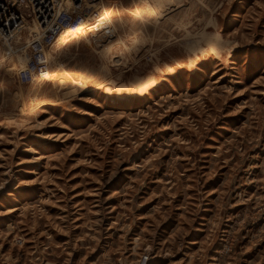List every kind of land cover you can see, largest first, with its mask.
<instances>
[{"label": "rangeland", "instance_id": "1", "mask_svg": "<svg viewBox=\"0 0 264 264\" xmlns=\"http://www.w3.org/2000/svg\"><path fill=\"white\" fill-rule=\"evenodd\" d=\"M21 1L0 12V264H264V0H65L117 24L27 83L53 0L36 24ZM61 70L109 89L37 81Z\"/></svg>", "mask_w": 264, "mask_h": 264}, {"label": "bare ground", "instance_id": "2", "mask_svg": "<svg viewBox=\"0 0 264 264\" xmlns=\"http://www.w3.org/2000/svg\"><path fill=\"white\" fill-rule=\"evenodd\" d=\"M110 10L112 9L107 8L104 10V12L96 14L95 16L91 15L89 18L81 19V21L75 24V26H73L74 24L69 25V27L65 29L56 38L49 53L52 54V52L54 51L57 52L61 51L62 49L68 47L72 43L75 44V42L90 41L96 36V34L103 33L104 31H107L112 27H114L117 24V20L114 16L116 11H110ZM10 12H12V10H10ZM123 12L125 16L131 17L135 21L140 22L142 24H151L153 22L162 19L165 16V10L162 8L151 9L148 12H146L143 10L141 5H137L133 9L132 8L125 9L123 10ZM121 46H123L124 49H131L137 47L135 42H130V41H122ZM37 81L40 84L46 82H52V81L66 83L69 86L83 92L101 91L102 93H106L109 89L108 83L99 82L81 73H73L67 70H61L56 73H43L38 76ZM41 106H53V104L50 102H44L41 103Z\"/></svg>", "mask_w": 264, "mask_h": 264}, {"label": "built area", "instance_id": "3", "mask_svg": "<svg viewBox=\"0 0 264 264\" xmlns=\"http://www.w3.org/2000/svg\"><path fill=\"white\" fill-rule=\"evenodd\" d=\"M28 2L31 12L33 14V23H39L37 19L35 20V12L33 9V1L34 0H25ZM85 1V0H84ZM78 2L73 3L75 6L74 9L68 10L65 8V0H53L52 6L53 10L51 11L50 16L41 19V23L38 24L37 31H31L33 36V40L29 43V59L25 64L24 70L19 71V77L23 83L32 82L33 75H36L40 70L45 69L47 66V52L51 48L56 37L63 31L69 27V25L79 23L83 18L81 12L83 11L85 5L79 6ZM22 5L21 0H0V12H6L10 14V10H12L11 14H14L20 19L18 20V24L21 20H25L24 14L20 12L18 7ZM25 7L27 3L24 4ZM18 9V10H17ZM4 14V13H3ZM22 26H19L18 31L22 29ZM74 28V27H72ZM149 261L148 254H144L139 258L140 264H147Z\"/></svg>", "mask_w": 264, "mask_h": 264}]
</instances>
